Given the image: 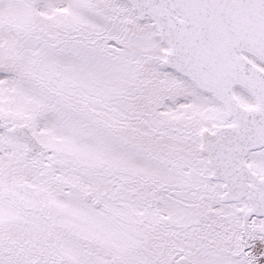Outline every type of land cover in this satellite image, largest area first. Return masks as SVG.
Wrapping results in <instances>:
<instances>
[{
  "label": "snow or ice",
  "instance_id": "6c2138e0",
  "mask_svg": "<svg viewBox=\"0 0 264 264\" xmlns=\"http://www.w3.org/2000/svg\"><path fill=\"white\" fill-rule=\"evenodd\" d=\"M0 264H264V0H0Z\"/></svg>",
  "mask_w": 264,
  "mask_h": 264
}]
</instances>
